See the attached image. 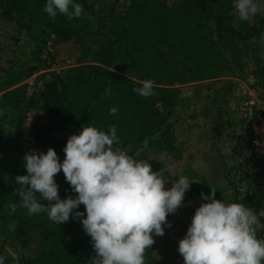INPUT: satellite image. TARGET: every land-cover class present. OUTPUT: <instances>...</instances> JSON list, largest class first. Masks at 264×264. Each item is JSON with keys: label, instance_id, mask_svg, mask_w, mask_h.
I'll use <instances>...</instances> for the list:
<instances>
[{"label": "trees", "instance_id": "trees-1", "mask_svg": "<svg viewBox=\"0 0 264 264\" xmlns=\"http://www.w3.org/2000/svg\"><path fill=\"white\" fill-rule=\"evenodd\" d=\"M4 2V13L15 20L19 31L29 32L35 26L47 28L53 37L54 49L70 45L80 49L79 56L86 57L79 26L82 18L91 11L89 0H74L83 6V12L79 18L71 20L59 12L55 18L49 17L43 11L46 0ZM233 2L174 0L169 6L162 0H128L124 11L110 9L104 28L113 33V38L100 46L94 54L93 64L77 63L50 80H44L38 89L23 85L2 96L1 100H6V105L14 109L35 98L47 115V124L30 134L24 126L25 117L19 112L15 115V133L28 149H54L62 163L67 140L71 135L79 134L82 126H94L106 132L110 126H115L121 141L118 146L134 157L144 154L139 159L148 160L153 171L167 169L168 164L163 161L166 157L174 163L182 162L186 149L176 143L169 121L171 109L178 104L181 94L173 85L214 80L211 86H217L216 80L223 74L242 68L241 61L246 53L239 47V35L232 23ZM259 28V36H264L263 19L259 20ZM41 54L42 49L37 53L38 61L46 64L47 59L39 58ZM112 68L134 79L117 74L112 76L116 82L113 106L117 111L114 114L110 113V101L103 96L108 86L106 69ZM36 71L38 67L31 66L26 73L4 75L0 77V88L11 87L17 80L28 78ZM146 79L155 81L156 94L148 98L133 92ZM228 97L229 88L221 92L207 137L208 150L221 183L210 179L205 172L195 169L191 172L199 178L204 194L210 195L213 187L218 199L225 191H230L233 194L231 202L261 211L264 210V183L241 198L239 185L243 176L238 174L237 166H228L222 149H219L223 138L228 136V123L223 121ZM145 140L148 148L140 152ZM18 175H27L25 163L9 175L6 183L0 181V256L9 239L8 223L14 221L15 235L22 245V254L18 256L20 264H91L95 253L82 223L70 217L69 222L58 225L46 212L28 215L27 210L20 207V197L14 194L19 187L16 183ZM55 180L61 199L69 195L76 197L63 171L55 176ZM10 203L17 204L15 213L7 207ZM77 211L85 212L84 205ZM174 217L175 214L167 217L172 227L179 220ZM172 227L165 226V233ZM34 231L40 232L42 243L36 250L28 244V236ZM157 238L154 235V245L146 249L145 264H160L154 255ZM27 256L30 258L26 259ZM5 264H8L6 260Z\"/></svg>", "mask_w": 264, "mask_h": 264}, {"label": "clouds", "instance_id": "clouds-1", "mask_svg": "<svg viewBox=\"0 0 264 264\" xmlns=\"http://www.w3.org/2000/svg\"><path fill=\"white\" fill-rule=\"evenodd\" d=\"M233 9L230 15L237 29L239 21H249L261 10L257 0H234ZM43 11L51 18L59 12L71 20L81 16L83 6L74 0H46ZM154 87L155 81L146 79L133 92L148 98L156 94ZM120 144L115 126L106 132L84 125L67 140L62 163L52 148L46 153L33 149L23 157L27 175L16 177L19 187L14 194L28 215L46 212L58 225L70 217L82 223L95 253L91 264H145L153 236H163L165 226L172 227L167 217L176 214L192 185L182 175L170 180L177 177L172 165L153 171L148 160L135 158ZM147 148L145 140L139 151ZM61 171L75 198L61 199L55 180ZM169 183L172 187L166 189ZM216 193L213 187L210 195L201 193L204 202L179 241L184 264H264V239L257 237L256 227L264 210L257 213L243 203H226L216 199ZM80 205L86 218L85 212L77 211ZM7 207L12 213L17 210L16 203ZM14 227L9 224L10 230ZM0 264H5V257L0 256Z\"/></svg>", "mask_w": 264, "mask_h": 264}, {"label": "rangeland", "instance_id": "rangeland-1", "mask_svg": "<svg viewBox=\"0 0 264 264\" xmlns=\"http://www.w3.org/2000/svg\"><path fill=\"white\" fill-rule=\"evenodd\" d=\"M4 1L0 0V77L18 72L26 73L31 66L38 67V71L28 78L17 80L11 87L0 88V100L8 91L17 90L23 85L38 89L44 80H50L53 75H59L77 63L93 64L94 54L100 46L113 38V33L104 28L109 10L113 8L122 12L123 7L128 4V0H89L91 11L82 18L79 26V33L87 50L86 57H82L79 56L80 49L74 46L65 45L54 49L53 37L47 28L35 26L29 32L19 31L15 20L4 13ZM162 1L169 6L174 4V0ZM257 2L260 4V12L249 21H239V28H236L240 39L239 47L246 53L241 61V69L223 74L216 80L217 86H211L214 80L173 85L180 89L181 94L178 104L171 109L169 121L172 123V134L176 143L186 150L184 160L180 163H174L167 157L163 161L167 162L168 166L172 165L177 174V177H170V180H178V176L182 175L186 176L192 185L185 194L183 205L175 214L174 218L179 219L177 224L171 231L158 236L156 240L154 255L160 264H184L183 257L178 252L179 241L186 235L196 209L204 202L201 197L203 192L201 182L191 172L192 169L205 172L210 179L221 183L208 150L207 137L214 116L213 110L221 98V92L227 88H229V97L224 107L223 121L228 123V136L223 138L219 149H222L228 166H237L238 174L240 177L243 176L239 185L241 198L251 194L261 183H264V136L258 139L257 144L253 143L249 127V112L252 113L253 122L259 124L260 121H264V40L258 34L259 20H264V0ZM254 33L257 35L254 36ZM41 49L42 53L47 55L46 64L38 61L37 53ZM174 59L173 56L172 60ZM106 71L108 86L103 96L110 101V113L114 114L117 111L113 106L116 82L112 76L117 74L127 79L130 77L118 73L113 68ZM130 79L134 80L132 77ZM249 102L253 104L251 109L245 106V103ZM19 112L24 115V126L30 134H35L48 122L40 101L35 98L31 103L27 101L22 103L19 109L6 105V100L0 101V181L2 183H6L9 175L25 163L23 157L27 152L33 149L47 152L42 148L28 149L22 138L15 133V115ZM143 156L144 154H139L135 158L139 159ZM165 187L170 189L172 184L169 183ZM218 200L230 203L233 194L225 191ZM10 223L15 226L14 221L8 223L9 239L4 246L2 256L8 264H20L18 256L22 254V245L16 238L15 227L9 229ZM256 227L257 237L264 239V218H261ZM28 244L32 249H38L42 244L40 232L30 233ZM28 258L30 257L27 256L26 259Z\"/></svg>", "mask_w": 264, "mask_h": 264}, {"label": "built area", "instance_id": "built-area-1", "mask_svg": "<svg viewBox=\"0 0 264 264\" xmlns=\"http://www.w3.org/2000/svg\"><path fill=\"white\" fill-rule=\"evenodd\" d=\"M46 54L45 53H42L39 58L40 59H47L46 58ZM252 102H249V103H245V106L249 107V109H251L252 107ZM251 112H249V116H250V119H249V127H250V132H251V135L253 137V143L257 144V141L259 138L263 137L264 136V121H260L259 124L256 123V122H253V118L251 116Z\"/></svg>", "mask_w": 264, "mask_h": 264}]
</instances>
